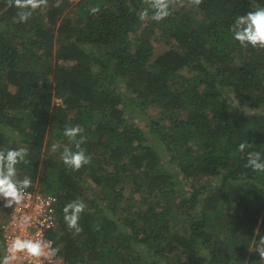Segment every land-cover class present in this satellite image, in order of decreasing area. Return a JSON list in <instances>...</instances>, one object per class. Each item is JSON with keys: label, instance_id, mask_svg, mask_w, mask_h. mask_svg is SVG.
Instances as JSON below:
<instances>
[{"label": "trees", "instance_id": "1", "mask_svg": "<svg viewBox=\"0 0 264 264\" xmlns=\"http://www.w3.org/2000/svg\"><path fill=\"white\" fill-rule=\"evenodd\" d=\"M146 6L48 0L21 23L0 0V149L28 148L18 176L58 196L67 264H264V172L238 149L264 153V48L229 31L264 0H171L160 21ZM74 125L91 157L76 171L50 151ZM77 198L79 233L62 214Z\"/></svg>", "mask_w": 264, "mask_h": 264}, {"label": "clouds", "instance_id": "2", "mask_svg": "<svg viewBox=\"0 0 264 264\" xmlns=\"http://www.w3.org/2000/svg\"><path fill=\"white\" fill-rule=\"evenodd\" d=\"M48 0H11L13 6L18 9L17 22H27L33 11L42 9L47 5ZM198 5L200 0H193ZM146 7L140 12L141 18H146L151 10V19L160 21L171 14V0H145ZM98 7L90 9V13L95 14ZM229 31L232 39L241 47L264 48V7H257L243 15H238L233 20ZM83 129L78 126H66L62 136L67 138V143L54 141L50 146V151L58 152L61 162L65 167L76 171L88 164L91 160L82 144L85 140L82 135ZM250 147L247 143L238 145L239 151L246 156L245 167L251 168L255 172H264V153L260 151H248ZM29 149L25 147L0 149V202L5 207L17 208L19 211L27 207L26 201L30 199L32 193L27 190L32 186L33 180L29 175L22 178L18 176L17 165L27 163ZM55 200L49 197L47 203L50 205ZM85 203L82 199H73L64 204L62 208L63 220L68 229L76 233L82 231L79 220L81 213L85 210ZM49 211L54 209L49 208ZM32 217L23 215L18 218V227L21 232H26L31 227ZM1 233V232H0ZM259 235V231H257ZM54 241L44 237L41 231L36 238L13 235L5 245V254L0 255V264H16L17 261L27 260L30 264H51L59 251L54 247ZM3 249V245H2ZM256 251L260 257L264 258V235H259L258 247Z\"/></svg>", "mask_w": 264, "mask_h": 264}, {"label": "built area", "instance_id": "3", "mask_svg": "<svg viewBox=\"0 0 264 264\" xmlns=\"http://www.w3.org/2000/svg\"><path fill=\"white\" fill-rule=\"evenodd\" d=\"M32 193L29 200L26 201L27 207L21 208L17 211L15 206L11 207L5 222L1 224L0 231L3 245V255L5 254L6 241L13 235H22L24 237L36 238L42 231L43 235L47 239L50 238V233L56 231L58 225V201L59 198L55 194L48 192H41L33 182L32 186L27 190ZM49 197H54L55 200L50 205L47 203ZM49 208L54 211H49ZM23 215H29L32 217L31 227L26 232H21L18 227V218ZM52 240V239H51ZM53 241V240H52ZM54 247H57L54 242ZM16 264H30L29 261L23 262L17 261ZM47 264V262H46ZM51 264H67L62 257L57 253V256L53 258Z\"/></svg>", "mask_w": 264, "mask_h": 264}, {"label": "rangeland", "instance_id": "4", "mask_svg": "<svg viewBox=\"0 0 264 264\" xmlns=\"http://www.w3.org/2000/svg\"><path fill=\"white\" fill-rule=\"evenodd\" d=\"M165 48L166 47H164L163 45H159L157 48H156V51L157 52H162V51H164L165 50ZM154 51H155V48H154ZM134 108V105H132L131 103H128V105H127V107H126V110H127V117H128V121H129V123H133V124H137L139 127H141V128H143V129H145V123L143 122V121H141L140 119H136V118H133L132 116H131V114L135 111V109H133ZM156 112H157V109H155L154 107H152V108H150L149 110H148V113H149V115H152L151 117H154L153 115H155L156 114ZM85 181H86V183L87 184H91L90 182H89V179H88V177H86V179H85ZM211 181H212V179H211ZM96 190H98V188H96V187H94ZM40 190V189H39ZM41 191V190H40ZM41 192H43V191H41ZM1 203V205H0V226H1V224H3L4 222H5V219L7 218V215H8V212H9V210H10V207H5L4 205H3V202H0ZM3 207V208H2ZM7 212V213H6ZM5 214H6V217L4 218V216H5ZM1 232V231H0ZM0 252H2V243L0 242ZM1 255H3V252H2V254ZM203 264H209V263H207V261H203Z\"/></svg>", "mask_w": 264, "mask_h": 264}]
</instances>
